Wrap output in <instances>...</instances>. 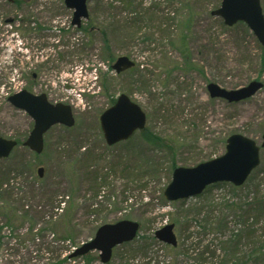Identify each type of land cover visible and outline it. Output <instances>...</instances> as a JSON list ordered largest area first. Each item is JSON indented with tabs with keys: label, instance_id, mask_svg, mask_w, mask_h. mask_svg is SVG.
Wrapping results in <instances>:
<instances>
[{
	"label": "rangeland",
	"instance_id": "374dc122",
	"mask_svg": "<svg viewBox=\"0 0 264 264\" xmlns=\"http://www.w3.org/2000/svg\"><path fill=\"white\" fill-rule=\"evenodd\" d=\"M128 1L132 7L125 5ZM141 1L144 9L138 6ZM207 1L190 25V66L172 45L171 36H179L188 12L179 2L88 0L89 19L80 28L72 24L73 11L64 0H22L21 8L0 2V136L19 141L8 158L0 159V181L6 182L0 187V202L20 218L28 214L13 228L0 216V264H50L93 239L99 226L122 220L139 224L136 239L148 237L142 245H149V253L127 260L140 245L125 243L115 249L112 264H167L172 259L178 264L211 263V253L203 246L184 254L185 240L175 222L182 210L202 203L204 197L171 202L164 190L175 168L222 156L232 134L262 144L264 87L253 97L230 103L211 97L207 86L216 83L235 90L256 80L264 84V47L246 24L228 26L212 14L221 0ZM261 3L264 10V0ZM89 26L91 32H85ZM119 56L130 57L135 66L116 72L113 65ZM34 73L42 76V85L32 82ZM33 87L35 93L46 92L52 100L71 104L76 118L71 128L57 124L47 132L41 154L22 145L33 120L8 101L22 88ZM122 94L141 106L147 115L145 129L161 138L163 151L154 154L145 146L143 130L107 145L100 116ZM168 146L174 150L168 152ZM27 163L33 172L25 176ZM260 163L252 174L264 177L259 170L264 169V148ZM8 170L11 173L2 176ZM6 189L13 195L3 196ZM225 194L231 191L224 186L212 191L214 198ZM57 203L65 215L63 209L53 208ZM57 211L52 228L57 233H36L32 239L30 230H40L47 215ZM167 223L175 224L181 243L174 251L150 239ZM197 226L192 224L191 236L201 230ZM64 234L71 239L62 241ZM204 237L218 248L213 234ZM153 253L159 259L149 260ZM67 262L78 264L79 259Z\"/></svg>",
	"mask_w": 264,
	"mask_h": 264
},
{
	"label": "water",
	"instance_id": "95a60500",
	"mask_svg": "<svg viewBox=\"0 0 264 264\" xmlns=\"http://www.w3.org/2000/svg\"><path fill=\"white\" fill-rule=\"evenodd\" d=\"M88 0H65L72 9V24L81 26L82 21L89 18ZM213 15L222 17L229 26L239 21L246 23L264 46V13L261 0H222L220 7ZM135 62L128 56H120L113 69L118 73L132 68ZM263 83L252 81L249 85L227 90L216 83H210L208 90L211 97L224 98L229 102H240L257 93ZM9 102L18 109L27 112L34 121L33 129L24 142L30 150L40 154L44 150V135L54 125L62 124L67 127L75 125V116L71 105L51 103L46 94H33L23 89L8 98ZM146 114L142 108L126 94L118 97L114 105L109 107L100 117L105 141L114 145L129 139L138 129L146 125ZM17 141L0 136V158L8 157ZM254 139L242 134H232L227 139L226 153L220 157L200 163L194 167H178L173 172L171 183L164 195L169 201L195 197L203 193L207 186L229 182L236 186L243 185L250 174L261 162V148ZM40 176L43 168L38 169ZM175 225L168 224L157 230L156 237L165 243L177 246ZM139 230V224L131 220L100 226L95 237L81 246L74 255H82L91 250H99L103 263L110 261L113 249L119 244L132 241Z\"/></svg>",
	"mask_w": 264,
	"mask_h": 264
},
{
	"label": "trees",
	"instance_id": "16d2710c",
	"mask_svg": "<svg viewBox=\"0 0 264 264\" xmlns=\"http://www.w3.org/2000/svg\"><path fill=\"white\" fill-rule=\"evenodd\" d=\"M171 2L172 4L179 2L182 6L184 5V7L188 10L185 22L179 29V36L177 38L171 36V38L172 45H175L183 55L185 65L190 66L192 65L190 53L188 51V40L191 33L190 25L193 17L198 14L199 7L206 6L208 1L171 0ZM138 4L139 7L141 6V9L145 8V4L143 3V1ZM125 5L127 7H132V2L128 1ZM167 18L170 19L169 17ZM131 22H135L134 19H132ZM84 31L91 32V27H85ZM103 37L105 40V33H103ZM143 133L144 134L142 136V140L145 146L151 148V151H153L154 154H157L156 152L159 153L160 151H163L166 148V145L162 142L161 138L158 135L154 134L153 131L145 129L143 130ZM170 150H174V148L172 149V147L168 146V152ZM138 152L139 157H141L143 154L142 149H140ZM145 159L147 161V157H145ZM25 167L26 169L23 172L25 173V176L29 174L28 172H33L32 164L27 163ZM172 168H175V165H173ZM259 170L264 172L263 168H260ZM10 173L11 170H8L2 176L5 177ZM0 182V187L2 183H6L3 181ZM217 186L227 187L228 192L231 191V195L228 196V194H225L224 196H217V198H214L216 196H212V191ZM8 192V189L4 190L3 196L9 193V196L13 195L12 190H10L9 193ZM199 197H204V201L200 204L193 203V205H191L192 207H190L187 211L185 209L182 210V215H180L175 221L176 225L181 227V235H183V240H185L184 248L186 249V253H181L188 254L191 250H196L199 248V246H203L206 251H209L211 253L212 261L210 264H264V177H262L261 175L254 176V174H252L250 175L246 183L242 186H235L230 183L213 184L209 186L206 191ZM56 207L59 208L58 203L53 208ZM59 209L63 208L60 207ZM63 211V215H65L66 211L64 209ZM191 212L193 213V215ZM57 214L58 211L57 213L52 212V214H48V220L44 221L46 224L40 230L35 231V227L30 230V233H32L30 234L32 239H36V233H39L38 235H40V237H42L44 233H48L49 231H54L57 233L56 230L52 229L53 224L55 223L54 219L57 218ZM229 214H232L235 217V222L233 219L232 221L229 220ZM0 216H3L7 220L8 225H10L12 228L15 223L21 224V222L24 223V220L26 221L28 219V214H25L24 218L18 217L15 209L10 208V206L6 205V203L4 202H0ZM193 223H197V227L201 229L199 232H197V234L196 231L193 232L196 236L190 235V228L192 227ZM14 228L15 229H13V231H18V228ZM210 233L215 236L218 248H216V246L212 248L213 243H210L209 239L206 240L205 237L203 238V235H210ZM52 234L55 237L54 233ZM68 235L64 234L62 241H69L67 239L71 238H67L70 237ZM147 238L148 237L142 238L143 240L141 241L137 240V238L133 242L126 243V245H133L134 242H137L138 245H140L138 246V253L134 256H129L130 258H126L127 260L137 259L138 255L147 257L149 253V245H142L144 239ZM150 239L155 240L154 236H152V238ZM211 239L213 242H215L213 237ZM180 244H178V247L180 246ZM168 247L171 248V250L173 251L177 248L173 246ZM144 248H147V253ZM150 258L159 259L156 253H153L151 256H149V260ZM69 259H71L70 256L59 258L56 260L52 259V262L50 264H67V261ZM72 259H79L78 264H96V261H100L99 256L97 254L92 253L86 254L84 256L72 257ZM157 261L158 264L164 263L160 260ZM112 262L113 258L107 264H112ZM125 264H127V262ZM167 264L178 263L175 261V259H172Z\"/></svg>",
	"mask_w": 264,
	"mask_h": 264
},
{
	"label": "flooded vegetation",
	"instance_id": "af4514ba",
	"mask_svg": "<svg viewBox=\"0 0 264 264\" xmlns=\"http://www.w3.org/2000/svg\"><path fill=\"white\" fill-rule=\"evenodd\" d=\"M0 2H7L9 5H12V6H15V7H17V8H21V7H23L24 5V3L22 2V0H0ZM264 11V10H263ZM15 18V17H14ZM12 19L13 18H11V19H9L8 21H12ZM82 25H83V23H82ZM81 25V26H82ZM80 26V27H81ZM80 27H78V28H80ZM32 82L34 83V84H38V86H40V85H42L43 83V78H42V76L41 75H39V74H37V73H34L33 74V76H32ZM38 81V82H37ZM37 86V85H36ZM37 86V87H38ZM37 87H33L32 89H27V88H25V89H27V90H29V91H31V92H33V93H35L34 92V90H35V88H37ZM42 93H45L46 94V96H47V98H48V100L50 101V102H52V103H54V101L55 100H52L51 98H50V95L48 94V93H46V92H40V93H37L36 92V94H42ZM10 139H13V138H10ZM14 140H16V139H14ZM17 141V140H16Z\"/></svg>",
	"mask_w": 264,
	"mask_h": 264
}]
</instances>
